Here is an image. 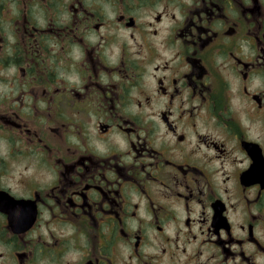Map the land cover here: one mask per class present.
Segmentation results:
<instances>
[{"label": "flooded vegetation", "instance_id": "flooded-vegetation-1", "mask_svg": "<svg viewBox=\"0 0 264 264\" xmlns=\"http://www.w3.org/2000/svg\"><path fill=\"white\" fill-rule=\"evenodd\" d=\"M114 2V22L92 0H19L18 15L0 3V64L34 85L30 118L0 114V137L33 149L5 160L0 145V264H33L27 237L38 231L52 241L44 254L82 248V264H248V253L264 264V82L253 79L264 70V5ZM78 57L84 90L51 87L55 73L41 66L70 76ZM109 136L126 140L123 154L79 146L89 137L103 151ZM13 209L29 221L22 231Z\"/></svg>", "mask_w": 264, "mask_h": 264}, {"label": "clouds", "instance_id": "clouds-1", "mask_svg": "<svg viewBox=\"0 0 264 264\" xmlns=\"http://www.w3.org/2000/svg\"><path fill=\"white\" fill-rule=\"evenodd\" d=\"M92 2L95 4L97 8L100 9L101 16L106 20V22H114L115 17L119 14V12L116 9L114 0H92ZM259 2L262 5H264V0H259ZM0 3H4V0H0ZM242 3L246 6H251L252 0H242ZM85 6H89V0H85ZM8 7L12 9L13 14L18 15V10L20 8L19 0H12V3L9 4ZM159 7L162 10L163 6L161 5ZM171 10L175 11L176 9L173 8ZM229 10L231 12L230 19L235 20L239 23L240 20H239L238 11L231 9L230 5H229ZM67 19L68 18L66 17L64 23H67ZM33 22L37 26H44V22L40 21L38 18L35 19ZM58 26H63V25L60 24ZM8 39L10 44L16 43V39L14 35H10ZM8 55L11 56L12 52H9ZM53 56H55V51L53 52ZM81 60L82 57H78L73 61L71 66L74 70V74L70 76H66L63 72L58 71L55 67H52L54 63L52 60L47 61V65H48L47 67L43 65L41 67L45 71V73L48 71H52L55 73L54 83L51 87H60L64 89L65 95H70L71 90L73 89L79 91L84 90L83 85L87 79V74L84 72L83 69L78 68L79 62ZM175 63L176 61H173V64ZM0 78H2L0 79V114H6L7 117L11 119H15L13 113H19L21 117H23L24 119L30 118L33 112V108H32L33 101L27 95V91L29 87L34 86L29 83L31 77H28V79L21 81L19 72L17 71V66L10 62L7 68L3 67V65L0 64ZM253 79L264 82V70H260L257 73V75L253 77ZM101 82L107 84L109 81L107 79H102ZM21 92L24 93V96L22 98L24 100L25 106L23 108H21L20 104L14 99L15 97L19 96ZM96 103L97 101L94 100L93 104ZM37 107H39L42 111L45 110V106L42 104H37ZM47 111L49 115L54 116L55 119L60 118L58 116H55L56 109L53 106H49L47 108ZM120 111L121 113H124L127 111V108H121ZM92 114L93 113L90 111L89 116H91ZM82 141L83 143L80 144L79 146L84 151H90L97 157H106L111 152H117L123 154V152L127 148L126 140H122L119 144H115L113 143L111 136L101 138V141L105 144V149L103 151L96 150V144H97L96 140H93L89 137H82ZM0 145H3L4 147V153L2 155L5 160L9 159V155L15 150L23 151L25 150V148H27L29 151H33L31 147L24 144L22 139L9 141L7 134L0 137ZM125 161L131 162L129 157H125ZM25 163H27V160H25ZM238 166L242 167V165H239V162L237 161L232 165V168H236ZM30 178L36 182L37 186H39V180L36 177L35 170H33V172L30 174ZM55 183H56V169L54 167H49L45 177V185L43 190L48 191ZM26 214L27 213H25L24 215ZM9 215L13 218L12 227L16 231H22L23 228L26 227L27 223L29 222L28 220H24L23 222H20V217L22 214L18 211V209L10 210ZM3 230H4V225L3 223H0V232H2ZM36 235L41 237L39 241H37L35 239V236L32 234H29L27 237V240L30 242L28 251L33 252V249H35V253H34L35 258L33 264H82V256L84 255L82 248L70 247L64 249L61 255L59 256V258H53L51 255L44 254V248H45L44 242L47 241V243L50 245L52 242L51 239L46 235L40 233L39 231L36 233ZM232 264H240V261L234 259ZM248 264H256L255 256L252 253H248Z\"/></svg>", "mask_w": 264, "mask_h": 264}, {"label": "rangeland", "instance_id": "rangeland-1", "mask_svg": "<svg viewBox=\"0 0 264 264\" xmlns=\"http://www.w3.org/2000/svg\"><path fill=\"white\" fill-rule=\"evenodd\" d=\"M3 13H5V12H3ZM3 28H4V29L6 28L5 25H3Z\"/></svg>", "mask_w": 264, "mask_h": 264}]
</instances>
